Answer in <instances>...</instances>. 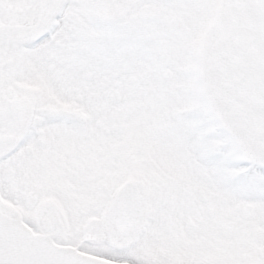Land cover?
<instances>
[{"label":"snow or ice","instance_id":"1","mask_svg":"<svg viewBox=\"0 0 264 264\" xmlns=\"http://www.w3.org/2000/svg\"><path fill=\"white\" fill-rule=\"evenodd\" d=\"M0 264H264V0H0Z\"/></svg>","mask_w":264,"mask_h":264}]
</instances>
